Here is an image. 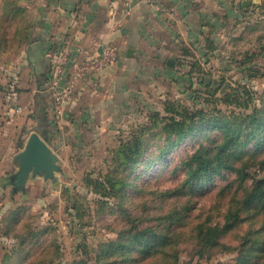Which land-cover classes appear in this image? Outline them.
Masks as SVG:
<instances>
[{
    "label": "rangeland",
    "instance_id": "1",
    "mask_svg": "<svg viewBox=\"0 0 264 264\" xmlns=\"http://www.w3.org/2000/svg\"><path fill=\"white\" fill-rule=\"evenodd\" d=\"M168 1L165 7L168 14L162 16L166 26L162 40L166 43V57L174 60V66L166 64L163 68L166 74L157 71L158 76L155 75L156 78L154 77L151 83L137 88L140 93L136 92L133 96L126 108L127 115L119 122L120 126L114 134L108 137L106 133L95 137L89 133V136L80 139L75 136L76 139L66 147V139L63 133H60L56 137L59 142H50L61 150L59 152L62 153L61 164L64 173L57 174L55 181L30 179L26 192L12 191L10 175L16 168L11 162V156L17 149L10 145V151L6 150V162L0 161V175L5 174L0 179V264H4L6 254L11 255L13 259L19 255V241L22 235L29 236L30 232L41 228H48L49 232L43 234L40 240L53 241L61 249L60 258L55 264H93L97 250L102 244L115 239L123 224L121 214L117 212V199L109 200V206L105 210H99L101 197L84 183L85 171H94V177H97L112 170L114 149L141 127L152 128L144 137L149 146V153H155L152 156L155 158L159 148L167 143L165 136L159 134V128L154 124L156 114L168 115L165 111L167 105L181 104L188 109L206 112H215L218 109L230 114L240 110L225 104L224 95L233 96L244 92L245 88L256 91L257 97L264 94V56L259 53L264 45V0ZM244 1H249L250 4L244 6ZM20 2L27 7V0ZM34 16L35 11L32 8L30 17ZM20 23L23 25L24 21L21 20ZM13 31L14 29L7 39L12 37ZM3 46L5 50H0V71L9 65L10 75H7V78H13V73L20 63H23L21 59H25L27 55V43L20 41L12 45L4 41L1 44V47ZM24 68L26 67L22 66L18 76L23 73ZM255 71L257 76L252 78L250 75ZM14 89L8 87L7 83L0 84V95L4 96ZM237 90L239 92L234 93ZM1 102L2 99L0 104ZM252 107L253 104L241 111L251 112ZM21 112L19 108L17 113ZM12 120L11 118L10 123L2 122L0 118V127L19 122L17 119ZM3 130L5 135L0 130V151L7 147V137L13 135L6 134V128ZM23 132L27 133V126ZM194 147L192 138H188L173 148L168 154L173 160L172 164L166 167L160 176L157 172L161 164H153L137 183L138 188L141 187L142 191L147 188L144 192L149 198L153 196V191L174 187L182 175L171 176L168 171L178 165L181 157L192 152ZM139 171L140 169L137 173ZM259 174L257 167L250 168L248 185H251ZM227 176L232 177L231 173ZM4 184L7 187L4 188ZM128 191L134 199L129 201L126 207L133 213H141L145 200L141 202L140 192L136 193L134 187H130ZM214 196L215 192L200 199L196 198L198 206L193 212V223L208 216H212L216 221H224L223 216L232 194L225 197L219 195L217 200ZM74 201L77 208L72 207ZM77 214L78 218L75 216ZM17 215L18 222L12 223ZM223 242L233 249L218 248L204 256L197 253L194 245L184 244L177 264L234 262L240 251L237 235L232 234ZM15 264H24V261L19 258Z\"/></svg>",
    "mask_w": 264,
    "mask_h": 264
},
{
    "label": "trees",
    "instance_id": "2",
    "mask_svg": "<svg viewBox=\"0 0 264 264\" xmlns=\"http://www.w3.org/2000/svg\"><path fill=\"white\" fill-rule=\"evenodd\" d=\"M30 14L29 8L21 5L20 0H0V50H5L1 47L4 41L12 45L32 41L35 28L42 22L31 18ZM13 29L12 37L7 39ZM259 53L264 56V45ZM250 76L256 77L257 72ZM8 87L15 88L11 93L21 90L13 83ZM256 94L245 88L239 94L224 95L225 104L240 110L230 114L218 109L206 112L181 104L167 105L168 115L156 114L154 124L167 143L159 148L155 158H152L155 153H149L144 137L152 128L141 127L114 149L112 170L97 177H94V171L83 173L86 186L102 198L99 199V210H105L109 200L117 199V212L121 214L123 224L115 239L100 246L93 264H177L184 244L194 245L197 253L204 256L218 248L233 249L223 242L232 234L240 241L239 255L234 262L220 264H264V94L259 97ZM251 104V112L241 111ZM7 118L5 116L1 121H7ZM37 131L45 141L50 140L43 128L39 127ZM188 138H192L194 149L168 171L171 176L181 174V179L172 188L153 191V196L148 198L147 188L142 191L137 183L155 163L161 164L157 173L162 175L173 162L168 157L169 152ZM23 145L20 136L17 147L23 148ZM252 167H257L260 174L248 185ZM228 173L232 177H228ZM130 187H134L136 193L140 192L142 203L146 202L141 213H133L126 207L134 199L128 191ZM213 192L215 200L219 195L232 194L224 221L208 216L193 223V212L198 206L196 198ZM72 207L77 208L76 201L72 202ZM75 216L79 217L78 214ZM18 220L17 215L12 223L16 224ZM48 232V228H41L30 232L29 236L22 235L19 255L13 259L6 254L3 263L15 264L22 258L24 264H55L60 258V247L53 241L40 240Z\"/></svg>",
    "mask_w": 264,
    "mask_h": 264
},
{
    "label": "crops",
    "instance_id": "3",
    "mask_svg": "<svg viewBox=\"0 0 264 264\" xmlns=\"http://www.w3.org/2000/svg\"><path fill=\"white\" fill-rule=\"evenodd\" d=\"M111 1L27 0L30 13L32 8L35 11L33 18L42 24L35 28L34 37L25 50L27 55L21 59L23 63L13 73V78H7L10 75L9 65L0 71V84L13 83L21 89L0 95V100H3L0 118L7 116L9 123L11 118L19 121L0 127L3 135V128L7 129L6 134L13 133L7 137L5 150L0 151V161L6 162L4 157L10 145L17 152L22 150L17 147V137L21 136L25 144L30 133L40 127L49 136L50 140L46 142L62 163L61 150L51 144V140L59 142L56 137L63 133L66 139L64 145L69 147V142H73L75 136L79 139L86 138L89 133L95 137L106 133L108 137L111 136L127 115L126 108L139 92L137 88L151 83L155 75L158 76L157 71L166 74L163 70L166 64L174 66L173 59V65L168 64L171 58L166 57V43L162 40L163 29L166 28L162 16L168 14L165 7L169 1L134 0L131 13L123 17L122 28L118 30L111 28ZM96 41L117 42L118 60L104 71L82 80L72 99L65 105L64 115L59 118L49 87L54 58L68 42L76 48L80 45L92 47ZM22 66L26 68L18 76ZM18 108H21V113H17ZM43 118L45 121H42ZM26 126L28 133L23 132ZM17 152L12 154V159ZM3 176L5 174H1L0 179Z\"/></svg>",
    "mask_w": 264,
    "mask_h": 264
},
{
    "label": "built area",
    "instance_id": "4",
    "mask_svg": "<svg viewBox=\"0 0 264 264\" xmlns=\"http://www.w3.org/2000/svg\"><path fill=\"white\" fill-rule=\"evenodd\" d=\"M134 0H112L109 4L111 28H122L125 15L131 13ZM119 45L116 42L96 41L92 47L73 48L66 43L55 56L50 80L56 115H64L65 105L72 99L79 83L93 73L104 71L118 60ZM19 111V108L17 109Z\"/></svg>",
    "mask_w": 264,
    "mask_h": 264
},
{
    "label": "water",
    "instance_id": "5",
    "mask_svg": "<svg viewBox=\"0 0 264 264\" xmlns=\"http://www.w3.org/2000/svg\"><path fill=\"white\" fill-rule=\"evenodd\" d=\"M249 4V1L243 2L244 6ZM168 64L173 65V60L169 59ZM12 164L16 168L10 175L13 192H26L27 182L32 178L55 181L57 174L64 173L58 154L37 130L30 133L22 150L13 156Z\"/></svg>",
    "mask_w": 264,
    "mask_h": 264
}]
</instances>
